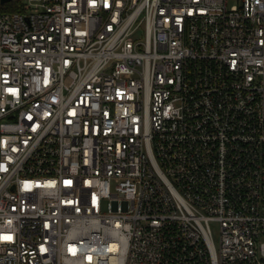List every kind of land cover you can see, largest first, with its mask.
Returning <instances> with one entry per match:
<instances>
[{
	"label": "built area",
	"instance_id": "obj_1",
	"mask_svg": "<svg viewBox=\"0 0 264 264\" xmlns=\"http://www.w3.org/2000/svg\"><path fill=\"white\" fill-rule=\"evenodd\" d=\"M0 264H264V0H0Z\"/></svg>",
	"mask_w": 264,
	"mask_h": 264
},
{
	"label": "water",
	"instance_id": "obj_2",
	"mask_svg": "<svg viewBox=\"0 0 264 264\" xmlns=\"http://www.w3.org/2000/svg\"><path fill=\"white\" fill-rule=\"evenodd\" d=\"M5 1H7V0H2V2H5Z\"/></svg>",
	"mask_w": 264,
	"mask_h": 264
},
{
	"label": "rangeland",
	"instance_id": "obj_3",
	"mask_svg": "<svg viewBox=\"0 0 264 264\" xmlns=\"http://www.w3.org/2000/svg\"><path fill=\"white\" fill-rule=\"evenodd\" d=\"M217 233H215V235H216Z\"/></svg>",
	"mask_w": 264,
	"mask_h": 264
}]
</instances>
